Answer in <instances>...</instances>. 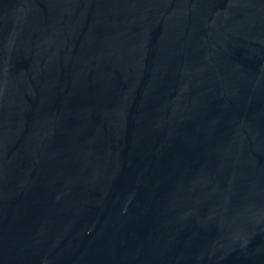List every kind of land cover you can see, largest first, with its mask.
I'll list each match as a JSON object with an SVG mask.
<instances>
[{"label": "water", "instance_id": "95a60500", "mask_svg": "<svg viewBox=\"0 0 264 264\" xmlns=\"http://www.w3.org/2000/svg\"><path fill=\"white\" fill-rule=\"evenodd\" d=\"M0 264H264V0H0Z\"/></svg>", "mask_w": 264, "mask_h": 264}]
</instances>
